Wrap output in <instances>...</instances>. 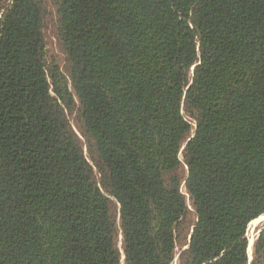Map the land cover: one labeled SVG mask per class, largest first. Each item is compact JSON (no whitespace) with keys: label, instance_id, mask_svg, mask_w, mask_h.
<instances>
[{"label":"trees","instance_id":"trees-1","mask_svg":"<svg viewBox=\"0 0 264 264\" xmlns=\"http://www.w3.org/2000/svg\"><path fill=\"white\" fill-rule=\"evenodd\" d=\"M263 214L264 0H0V264H264Z\"/></svg>","mask_w":264,"mask_h":264},{"label":"rangeland","instance_id":"rangeland-1","mask_svg":"<svg viewBox=\"0 0 264 264\" xmlns=\"http://www.w3.org/2000/svg\"><path fill=\"white\" fill-rule=\"evenodd\" d=\"M46 39H47V46H48V51L49 55L57 57L61 63V65L64 64V56L63 53L60 51L58 45H57V40H56V35L54 33V28L53 26H48L46 28ZM264 227V215L255 223H250L248 226L247 230V236L249 237V242H252L255 240L256 236L260 233L261 228ZM121 238L119 239V246L122 245ZM253 247V246H252ZM249 256L250 259H252V253L251 249L249 250ZM173 264H177V261H175Z\"/></svg>","mask_w":264,"mask_h":264},{"label":"water","instance_id":"water-1","mask_svg":"<svg viewBox=\"0 0 264 264\" xmlns=\"http://www.w3.org/2000/svg\"><path fill=\"white\" fill-rule=\"evenodd\" d=\"M258 236V235H257ZM254 244V240L252 241V243L249 242V250L251 249V253H252V246ZM252 258V257H251Z\"/></svg>","mask_w":264,"mask_h":264},{"label":"bare ground","instance_id":"bare-ground-1","mask_svg":"<svg viewBox=\"0 0 264 264\" xmlns=\"http://www.w3.org/2000/svg\"><path fill=\"white\" fill-rule=\"evenodd\" d=\"M264 215V214H263ZM263 215H261L259 218H257L255 221H253V223L257 222ZM252 243V242H250Z\"/></svg>","mask_w":264,"mask_h":264}]
</instances>
